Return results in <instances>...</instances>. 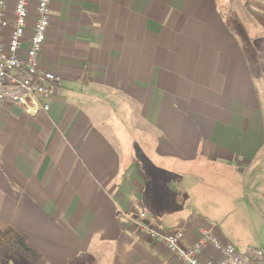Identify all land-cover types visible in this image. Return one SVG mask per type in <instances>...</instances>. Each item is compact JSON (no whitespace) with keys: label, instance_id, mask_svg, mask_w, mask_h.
<instances>
[{"label":"crops","instance_id":"obj_1","mask_svg":"<svg viewBox=\"0 0 264 264\" xmlns=\"http://www.w3.org/2000/svg\"><path fill=\"white\" fill-rule=\"evenodd\" d=\"M233 2L52 0L49 109L0 101V222L32 264H182L139 221L235 246L264 195V21Z\"/></svg>","mask_w":264,"mask_h":264},{"label":"built area","instance_id":"obj_2","mask_svg":"<svg viewBox=\"0 0 264 264\" xmlns=\"http://www.w3.org/2000/svg\"><path fill=\"white\" fill-rule=\"evenodd\" d=\"M31 0H13L9 29L8 0H0V101L24 108L29 114L49 109L48 99L56 87L59 76L42 68L39 54L46 40L50 25L52 0H35V17L28 24ZM7 30V31H6ZM264 209V195L261 197ZM145 218L139 213V219ZM142 231L154 240L162 242L182 264H264V247H245L239 253L231 243L219 241L210 230L201 228L192 244H184L185 230H158L150 222L139 221ZM207 245L221 252L215 260H203L202 252Z\"/></svg>","mask_w":264,"mask_h":264},{"label":"rangeland","instance_id":"obj_3","mask_svg":"<svg viewBox=\"0 0 264 264\" xmlns=\"http://www.w3.org/2000/svg\"><path fill=\"white\" fill-rule=\"evenodd\" d=\"M233 1L232 7L235 12L241 11L244 14L246 13L250 20H252L251 16H253L254 18L262 19L264 21V15L261 13V10L264 9V0ZM257 43L259 44V41ZM251 208L254 216V219L251 222L247 221V223H244L239 221L234 231L230 228V232L235 239L234 244L237 248H239L242 243L245 245L250 244L253 247L264 245V209L261 204L257 205L255 203H252ZM237 233H239V236ZM20 259L22 260L23 258L18 253L9 251L7 259L1 258L0 260L2 262L16 264L17 260L21 261ZM23 260L25 261V259Z\"/></svg>","mask_w":264,"mask_h":264},{"label":"trees","instance_id":"obj_4","mask_svg":"<svg viewBox=\"0 0 264 264\" xmlns=\"http://www.w3.org/2000/svg\"><path fill=\"white\" fill-rule=\"evenodd\" d=\"M9 251L18 253L29 264L39 258V254L28 244L26 235L16 225L0 222V259H7Z\"/></svg>","mask_w":264,"mask_h":264},{"label":"water","instance_id":"obj_5","mask_svg":"<svg viewBox=\"0 0 264 264\" xmlns=\"http://www.w3.org/2000/svg\"><path fill=\"white\" fill-rule=\"evenodd\" d=\"M145 223H148L147 221Z\"/></svg>","mask_w":264,"mask_h":264}]
</instances>
